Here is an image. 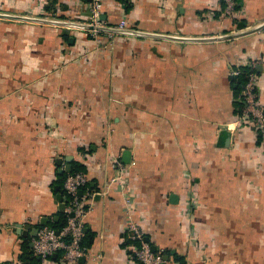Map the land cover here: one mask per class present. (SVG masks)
<instances>
[{"label":"crops","instance_id":"obj_1","mask_svg":"<svg viewBox=\"0 0 264 264\" xmlns=\"http://www.w3.org/2000/svg\"><path fill=\"white\" fill-rule=\"evenodd\" d=\"M90 1L0 0V264H31L23 245L58 219L55 181L75 163L89 255L41 264H132L131 220L166 264H264V148L232 90L259 55L264 106V27L209 39L264 24V0H236L231 20L221 0H102L104 21L143 35L32 19L86 23Z\"/></svg>","mask_w":264,"mask_h":264},{"label":"built area","instance_id":"obj_2","mask_svg":"<svg viewBox=\"0 0 264 264\" xmlns=\"http://www.w3.org/2000/svg\"><path fill=\"white\" fill-rule=\"evenodd\" d=\"M222 16L227 19H234L237 15L236 0H221ZM90 16L86 23L93 25L95 28L87 30L94 38L100 34H106L112 37L115 34L111 31L98 30V27L124 28V21L116 25H110L104 21L102 15V0H91L89 4ZM85 30V29H84ZM260 56H252L245 65L248 67L246 72V81L243 83L241 98L244 104L243 116L236 118L238 124H248L257 134L264 135V106L258 100L257 84L258 75L256 67L260 63ZM242 66V65H241ZM240 65L233 71L234 75L240 73ZM112 167L118 172L111 183L120 187L125 186L123 179L125 177V167L118 159H114ZM88 178L81 172L68 173L63 181V189L66 194V203L64 209L66 213V222L59 231H55L49 226H42L37 231L32 240V252L40 259L46 260L53 254L62 253L65 260H77L80 257L89 255L88 248L80 244L81 237L85 228L84 218L87 214L86 203L91 201L93 193L87 188ZM81 190V193L79 191ZM127 212L130 210L126 207ZM130 213V212H129ZM131 238L140 239L139 246H131L133 258L129 262L132 264H166L160 252L152 251L147 241L142 239L140 227L132 220L129 222Z\"/></svg>","mask_w":264,"mask_h":264},{"label":"trees","instance_id":"obj_3","mask_svg":"<svg viewBox=\"0 0 264 264\" xmlns=\"http://www.w3.org/2000/svg\"><path fill=\"white\" fill-rule=\"evenodd\" d=\"M235 23H237V28H239V29L245 27V22L242 21V20H238V21L235 20ZM63 38L66 41H69V36L66 33L63 34ZM247 71H248V67L247 66L240 67V73L237 76H235V78H234V80L232 82L233 113H234L235 118H237L239 116H243V114H244V112H243L244 104H243V101H242V98H241V91H242L243 83L246 81V76L245 75H246ZM256 144L258 146H261V147L264 148V135H262V134H257L256 135ZM74 172H81V173L86 174V167L83 164H81V163H75L73 165L72 170L70 171V173H74ZM66 175L67 174H59L57 180L55 181V183H57L59 185V189H58L57 192H59L61 194L62 202L65 201V203H66V199H65L66 194H65L64 189L62 188V182L65 179ZM86 187H89V183L88 182H87ZM58 214H59L58 219H51L46 224V226H49V227L53 228L55 231H59L62 228V226L65 224V222H66V213H65V211L60 210L58 212ZM84 234H85V230L83 231V236L81 237L80 244L85 246V247H87L88 246V242L84 241ZM142 239H143V237H142ZM133 243L135 245L139 246L140 243H141V240L137 239V240L133 241ZM23 250L27 251L26 252L27 257H25V258H27L31 262V264H41L40 259H38L37 256H35L33 254L32 249L30 250V249H28V247L26 245H23ZM165 252L168 253V250L164 249L163 253H165ZM130 255H131L130 257L133 258V254L130 253ZM174 260L177 262V264H185V261H184L182 256L175 255L174 256Z\"/></svg>","mask_w":264,"mask_h":264},{"label":"water","instance_id":"obj_4","mask_svg":"<svg viewBox=\"0 0 264 264\" xmlns=\"http://www.w3.org/2000/svg\"><path fill=\"white\" fill-rule=\"evenodd\" d=\"M104 16H102L103 18ZM33 20L35 21H41V22H50V23H54V24H57V25H62V26H68V27H74V28H80V29H85V30H92L94 29L95 27L91 24H88V23H77V22H62V21H59V20H56V21H52V20H45V19H39V18H32ZM264 27V24L258 26V27H255L253 29H246V30H243V31H239V32H233V34H228L227 36H220V37H213V38H209V39H220V38H223V37H235V36H239V35H243V34H247V33H250L252 31H255V30H259L261 28ZM98 30H103V31H111V32H114V33H130V34H137V35H143L141 32L139 31H136V30H128V29H119V28H114V27H98L96 28ZM259 67V66H258ZM129 159V152L126 150L124 153H123V160L125 161H128ZM68 160V159H67ZM59 164H61V160H57ZM71 171V168H70V164H67L65 165L62 169L59 170V173H70ZM79 193H81V190L79 191ZM56 199L57 200H61V194H57L56 196ZM64 209V203L60 201L59 203V210H63ZM40 222L42 224H45L47 222V218H41ZM37 228L34 229V235L36 234L37 232ZM29 246H32V241L29 243ZM155 246H151V250L152 251H155ZM56 254H53L52 256H55ZM163 259L166 260L167 259V256L164 255L163 256Z\"/></svg>","mask_w":264,"mask_h":264},{"label":"rangeland","instance_id":"obj_5","mask_svg":"<svg viewBox=\"0 0 264 264\" xmlns=\"http://www.w3.org/2000/svg\"><path fill=\"white\" fill-rule=\"evenodd\" d=\"M113 36H115V35H113Z\"/></svg>","mask_w":264,"mask_h":264}]
</instances>
